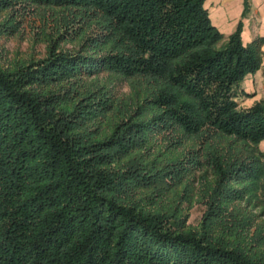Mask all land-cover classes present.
<instances>
[{"label": "trees", "instance_id": "obj_1", "mask_svg": "<svg viewBox=\"0 0 264 264\" xmlns=\"http://www.w3.org/2000/svg\"><path fill=\"white\" fill-rule=\"evenodd\" d=\"M17 1L0 0V12ZM24 1L72 11L103 38L0 67V264H264V100H237L261 65V40L243 44L240 24L223 35L205 0ZM101 72L151 85L103 131L90 126L116 110L113 97L80 80ZM165 130L202 149L147 155ZM216 139L226 148L203 147ZM203 165L214 184L201 230L136 199ZM235 201L261 207L234 224L254 227L249 243L214 234L232 235L222 217Z\"/></svg>", "mask_w": 264, "mask_h": 264}, {"label": "rangeland", "instance_id": "obj_2", "mask_svg": "<svg viewBox=\"0 0 264 264\" xmlns=\"http://www.w3.org/2000/svg\"><path fill=\"white\" fill-rule=\"evenodd\" d=\"M74 18L72 11L53 6H38L24 0H19L11 7L2 10L0 12V67L9 70L20 65H27L32 61L46 57L52 48L72 53L77 51L89 38H103L102 33L89 20L84 19L85 21H83V19ZM101 49L107 51L109 47L103 46ZM80 80L85 86L91 85L97 88L102 86L115 102L116 110L108 113L107 119L102 120L101 123L91 124V129L99 131L110 126L117 117V110L126 113L124 109L127 106H133L138 95H143L146 87L151 86L137 78H121L106 72L85 76ZM176 138L180 140L179 143L175 142ZM205 143L203 147H209V152L224 146L223 142L217 139ZM198 145L194 138L174 135L165 130L152 136L146 154L148 153L147 155H151V157L156 155L158 159L164 160L171 156H185L189 150L202 149ZM205 168L204 165L194 168L182 178L180 183L170 179L168 187L162 195L150 198L146 197L143 191H139L136 199L142 197L140 200H143L141 203L145 210L176 209L181 217L185 216L187 229L201 230L203 212L208 199L207 193L214 184L210 169L205 171ZM261 191L262 188L259 192ZM243 204L245 203L242 201L230 204L229 212L222 217V219L224 218L222 223H226V227L234 229V231H230L232 235L226 233V229H222V226L216 228L214 232L216 237H225V240L230 243L250 242L254 227L239 229V226L234 224H241L242 216L239 215V212L242 209L258 214L261 207L255 206L253 202L248 205ZM245 206L246 208H244ZM246 210H244L245 213ZM260 220L263 218L257 219V221Z\"/></svg>", "mask_w": 264, "mask_h": 264}, {"label": "crops", "instance_id": "obj_3", "mask_svg": "<svg viewBox=\"0 0 264 264\" xmlns=\"http://www.w3.org/2000/svg\"><path fill=\"white\" fill-rule=\"evenodd\" d=\"M204 5L211 23L223 35L233 33L240 24L243 44L261 40V65L244 77L240 83L244 94L237 100L245 108L264 100V0H205ZM259 147L264 152V139Z\"/></svg>", "mask_w": 264, "mask_h": 264}]
</instances>
